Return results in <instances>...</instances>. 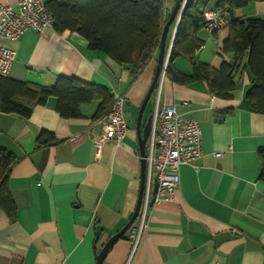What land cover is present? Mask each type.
<instances>
[{
    "label": "crops",
    "instance_id": "obj_1",
    "mask_svg": "<svg viewBox=\"0 0 264 264\" xmlns=\"http://www.w3.org/2000/svg\"><path fill=\"white\" fill-rule=\"evenodd\" d=\"M163 1L167 21L176 0ZM16 2L0 0V5ZM215 2L207 0L200 9H216ZM224 15L218 30L198 32L203 46L193 61L177 56L171 67L190 75L193 63L213 69L232 63L234 55L221 52L229 34ZM232 15L264 21V1L248 3ZM173 29H168L166 45ZM2 44L15 52L9 80L50 87L61 76L127 98L124 137L100 148L93 139L101 134L97 121L103 115L95 118L101 99L80 104V116L72 119L59 116L53 96L43 105L15 98L31 110L27 118L0 112V149L15 158L6 182L16 208L12 221L0 210V264H96L102 246L125 226L137 204L141 164L136 118L159 48L133 79L128 66L90 51L75 32L46 27ZM248 76L240 69L232 98L222 99L205 82L181 85L165 73L160 103L198 122L202 155L197 168L179 167L180 182L171 200L150 206L135 246L128 237L132 226L110 245L102 264H264V181L258 157L264 151V114L247 102ZM147 104L141 126L153 111V100L148 112ZM42 132L54 142L39 146Z\"/></svg>",
    "mask_w": 264,
    "mask_h": 264
},
{
    "label": "trees",
    "instance_id": "obj_2",
    "mask_svg": "<svg viewBox=\"0 0 264 264\" xmlns=\"http://www.w3.org/2000/svg\"><path fill=\"white\" fill-rule=\"evenodd\" d=\"M182 1V0H178ZM207 0H187L179 16L178 27L172 41L166 74L181 85L205 82L212 95L232 98L235 76L240 69L250 77L246 99L253 111L264 114V21L261 19H236L232 13L251 2L264 0H216V8L227 15L229 34L222 43V53H232V63H222L218 69L208 64L193 63L190 75H184L171 67V60L183 56L193 61L203 46L197 38L205 28L203 9ZM162 0H48L46 10L53 19V29L58 32H75L87 41L90 51L130 69L134 79L159 48L162 29L167 22ZM101 87L73 78L57 77L50 87L34 86L0 77V112L29 117L31 110L21 106L15 98H23L36 104H45L47 97L57 99L56 111L66 119L80 116V104L101 99L103 104L95 116L104 115L112 97ZM152 98V96H151ZM37 138L39 146L52 144L54 137L42 132ZM261 162L260 179L264 181V151H258ZM14 156L0 149V210L12 221L16 208L7 186V177L14 164Z\"/></svg>",
    "mask_w": 264,
    "mask_h": 264
},
{
    "label": "built area",
    "instance_id": "obj_3",
    "mask_svg": "<svg viewBox=\"0 0 264 264\" xmlns=\"http://www.w3.org/2000/svg\"><path fill=\"white\" fill-rule=\"evenodd\" d=\"M48 0H17L14 5H0V77H6L15 57L12 49L4 46L2 40L16 41L27 31L42 32L46 27H52L53 19L48 10ZM187 0H182L181 8ZM225 12L221 9L203 11L205 28L212 33L225 23ZM179 22V19L178 21ZM174 27L172 36L165 52V60L159 80L153 90V111L148 139L146 141V167L141 193V204L133 228L129 232V239L135 246L146 226V219L150 206L160 201H169L173 198L179 186V167L192 165L201 157V130L197 121L181 117L174 106L160 103V88L166 68L172 41L175 36ZM112 100L107 112L97 121L101 126V134L93 141L97 148L105 142L119 143L127 131L124 120V106L127 103L125 95L112 91ZM221 154L215 153L216 157ZM156 191L153 193V187Z\"/></svg>",
    "mask_w": 264,
    "mask_h": 264
},
{
    "label": "water",
    "instance_id": "obj_4",
    "mask_svg": "<svg viewBox=\"0 0 264 264\" xmlns=\"http://www.w3.org/2000/svg\"><path fill=\"white\" fill-rule=\"evenodd\" d=\"M181 3L182 1H178L176 0L175 5L170 13V16L167 20V22L165 23L163 29H162V33H161V37H160V44H159V53L157 55V60H156V68H155V72H154V76H153V80H151V84L149 86V89L147 91V93H145V97L142 101V104L139 109V113L137 116V123H136V133H137V140H138V147H139V154H140V166L141 168L140 170V187H139V193H138V200H137V204L132 216L130 217V219H128L129 221L125 224V226L119 231L116 232L113 236H111L107 242L102 246L100 252L98 253L97 257L95 258L96 260V264H102L103 262V258L105 257V254L107 252V250L109 249L110 245H112L116 240H118L119 238H121L127 231H129L131 229V227L133 226L135 219L138 216L139 213V209H140V204H141V198L142 195L141 193L143 192V184H144V177H145V167H146V161H145V157L146 156V141L148 139L149 136V130H150V124H151V117L148 118L146 124L144 126H141V116L142 113L145 109L146 104L148 103V101L150 100L151 97V93H153V90L155 88V85L157 83V80H159V77L161 75L162 72V68L163 64H164V60H165V52L167 50V45H166V37L168 34V29L170 28L171 25H174V27L177 29L178 27V19L180 18L179 16L182 13L183 8H181ZM156 191V185H154L153 187V193Z\"/></svg>",
    "mask_w": 264,
    "mask_h": 264
},
{
    "label": "rangeland",
    "instance_id": "obj_5",
    "mask_svg": "<svg viewBox=\"0 0 264 264\" xmlns=\"http://www.w3.org/2000/svg\"><path fill=\"white\" fill-rule=\"evenodd\" d=\"M56 1H59V0H56ZM162 1H163V0H162ZM163 3H164V1H163ZM162 5H163V4H162ZM151 103H152V99L150 98V100H149V102H148V104H147L146 112L149 111Z\"/></svg>",
    "mask_w": 264,
    "mask_h": 264
}]
</instances>
